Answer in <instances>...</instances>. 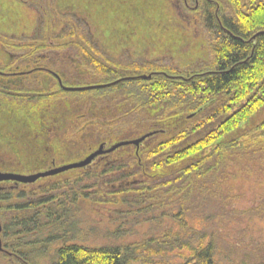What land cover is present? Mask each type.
<instances>
[{
  "label": "trees",
  "instance_id": "obj_1",
  "mask_svg": "<svg viewBox=\"0 0 264 264\" xmlns=\"http://www.w3.org/2000/svg\"><path fill=\"white\" fill-rule=\"evenodd\" d=\"M193 4L187 11L205 30L211 55L197 72L117 63L93 46L78 22L80 35L78 26L66 30L68 47L46 38L1 39L4 51L19 57L0 60V108L24 122L43 161L39 168L154 134L98 157L97 166L93 161L34 183L1 184L0 264H264L220 238L214 222L264 213V203L228 211L222 189L232 163L264 165V34L253 39L264 31V0ZM57 77L63 87L118 82L70 92ZM8 138L0 134L3 148H11ZM83 200L124 205L130 226L148 222L151 228L133 242L112 233L100 247L84 246L79 237L87 233L77 218Z\"/></svg>",
  "mask_w": 264,
  "mask_h": 264
},
{
  "label": "rangeland",
  "instance_id": "obj_2",
  "mask_svg": "<svg viewBox=\"0 0 264 264\" xmlns=\"http://www.w3.org/2000/svg\"><path fill=\"white\" fill-rule=\"evenodd\" d=\"M182 1L186 5H183ZM194 1L0 0V60L9 63L13 57H19V53H14V56L6 53L1 39L9 43L28 44L29 41L39 43L42 38H46L50 45L68 47L71 39L65 38V35L71 30L68 32L66 30L71 25L78 26L76 23L78 22L86 28L93 46L117 63L154 62L182 73L197 72L209 65L211 55L206 46L205 30L187 11L189 8L194 9ZM75 28L76 35H80L81 27ZM68 53V56H74L71 51ZM17 63L22 64L24 60L21 61L19 58ZM49 82L45 77L44 85L47 86ZM4 109L0 108V134L9 136L12 146L3 148V141H0L1 172L21 175L45 172L82 161L100 147L85 157L48 163L44 168H39L38 165L43 164V161L40 153L36 152V145L29 132L27 133L24 122L21 118L6 114ZM257 120L255 118V121ZM111 143L103 146V150L109 149L114 144ZM118 149L121 153L124 148ZM12 151L18 152V158H12L14 155ZM103 155H98L89 164L95 161L97 166L99 161L103 162V158L98 157ZM227 172L230 177L223 183L222 189L227 197L228 211L244 212L264 203V165L241 160L232 163ZM79 206L80 213L77 215L80 221L79 228L87 233V236L79 237L80 243L84 246L100 247L106 244L108 241L106 238L112 233L120 242H133L151 228L148 222L130 226L132 216L124 218L130 209L121 204H91L83 200ZM214 222L220 238L238 247L240 252L242 250L241 253L250 255L253 261L259 260L262 263L264 213L255 218L246 216L236 217L234 220L215 218ZM190 223L194 224V221ZM168 225L167 222L163 226ZM115 230L119 232L115 233ZM98 233L100 236L96 237Z\"/></svg>",
  "mask_w": 264,
  "mask_h": 264
},
{
  "label": "water",
  "instance_id": "obj_3",
  "mask_svg": "<svg viewBox=\"0 0 264 264\" xmlns=\"http://www.w3.org/2000/svg\"><path fill=\"white\" fill-rule=\"evenodd\" d=\"M259 34H264L263 32H258L253 36V39L258 36ZM139 78L141 79H149V76H140ZM57 81L59 83V85L62 87L63 90L65 91H70V92H76V91H83V90H90V89H98V88H104V87H109L116 82H112L109 84H105V85H95V86H87V87H63L61 85V81L59 78H57ZM154 134V132L151 133H146L144 135H142L141 137H138L137 139H133V140H123V141H119L114 143L113 145L110 146L109 149L107 150H103V146H100L98 148L97 151H95L94 153L90 154L88 157H86L84 160L76 162V163H72L69 165H65L62 167H58V168H54L45 172H40L37 174H33V175H20V174H13V173H3L0 172V183L1 182H7V181H13V182H17V183H33L39 179L42 178H46V177H51L60 173H64L67 172L69 170L72 169H79V168H83L85 166H87L95 157H97L98 155L101 154H105V153H109V152H113L114 150L118 149V148H122L125 146H129V145H134V146H138L141 142H143L144 140H146L147 138L151 137Z\"/></svg>",
  "mask_w": 264,
  "mask_h": 264
},
{
  "label": "flooded vegetation",
  "instance_id": "obj_4",
  "mask_svg": "<svg viewBox=\"0 0 264 264\" xmlns=\"http://www.w3.org/2000/svg\"><path fill=\"white\" fill-rule=\"evenodd\" d=\"M195 3H197V0H195ZM1 185V184H0Z\"/></svg>",
  "mask_w": 264,
  "mask_h": 264
}]
</instances>
